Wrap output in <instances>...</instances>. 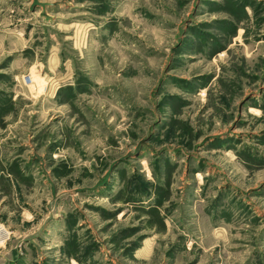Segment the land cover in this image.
I'll return each mask as SVG.
<instances>
[{"label":"rangeland","instance_id":"1","mask_svg":"<svg viewBox=\"0 0 264 264\" xmlns=\"http://www.w3.org/2000/svg\"><path fill=\"white\" fill-rule=\"evenodd\" d=\"M0 222V264H264V0H0Z\"/></svg>","mask_w":264,"mask_h":264},{"label":"crops","instance_id":"2","mask_svg":"<svg viewBox=\"0 0 264 264\" xmlns=\"http://www.w3.org/2000/svg\"><path fill=\"white\" fill-rule=\"evenodd\" d=\"M9 245V232L4 224L0 222V261L6 259L5 253ZM5 251V252H4Z\"/></svg>","mask_w":264,"mask_h":264}]
</instances>
